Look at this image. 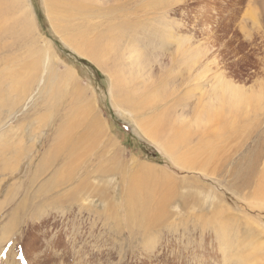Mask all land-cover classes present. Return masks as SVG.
<instances>
[{
	"label": "rangeland",
	"instance_id": "1",
	"mask_svg": "<svg viewBox=\"0 0 264 264\" xmlns=\"http://www.w3.org/2000/svg\"><path fill=\"white\" fill-rule=\"evenodd\" d=\"M148 1L112 0L109 6L113 5L111 8L119 12L116 14L118 20L115 24L129 20L133 25L137 22L138 25L135 26L141 27L140 34L146 37V41H141L145 47L140 48V51L145 53L144 61L151 68L156 84L164 83L170 75L189 74L188 69L178 68L182 55L176 46L179 45L187 51L191 48L194 50L192 55L195 58H192L195 61L192 63L196 68L195 75L198 70L206 69L205 76L199 78V83H195H209L208 86H203L202 91H195L199 95L197 98L203 93L204 96H211L213 100V84L219 79L240 90V107L235 104L240 109L239 119L233 120L235 115L227 110L228 106L224 102L222 109L227 111L225 115L228 120L220 125L211 120L208 125L205 124L203 116L195 131L198 133L203 126L200 133H205L210 128L213 132H208L212 134L211 139L217 141L210 139L212 142H209L210 145L208 143V149L213 146L217 151V147L224 149L220 148L219 153H214L216 150L211 149L213 155L207 151L200 159L211 160L212 166L207 167L209 170L212 168L211 172L216 170V173L212 172L215 177L189 172L179 162H173L158 144L144 134L133 114L116 106L114 97L109 92V76L93 61L73 50L63 39L65 35L54 29L45 1L23 0V8L32 15V26H35L30 35H22L20 26L15 32L20 33L21 30V35H5L1 27L12 25V21L0 22V80H6L4 73L9 74L10 68H14V72H23L22 69L25 68L27 73L24 62L30 58L28 53L31 49L47 51V61L51 65L50 72L45 71V68V73L40 71L41 78L30 86L32 89L22 87L24 90L20 94L26 93L19 98L20 105L16 104L11 110L4 104L0 109V264H21V252L28 264H238L241 259L253 260L258 257V260H262L261 264H264V249L258 252L259 255H253L243 246L253 240L250 236L255 233L256 242L264 246V195L254 192L253 188H242L241 174L232 173L233 167L241 164V153L247 151L252 141H248L242 151L239 146L241 138L227 149L220 144V139L229 136L231 132L241 131V116L251 112L252 107L249 106L245 107V112H241V94L244 99L254 94L253 97L256 98L259 91L263 90L264 0H157L156 3L153 0L151 9L147 6ZM123 6L127 8L125 11ZM151 22L161 23L159 26L162 27H155V34L147 32L151 28ZM165 35H168L169 40ZM168 41L173 42L172 46L164 47ZM152 53L157 57L151 55ZM173 55L179 59L174 56L177 66L173 63ZM186 56L182 57L186 59L185 62L190 63L189 56ZM65 72L73 73L77 84H71L72 80L67 84L68 87L62 84L63 95L56 101L53 95L44 93L42 87L47 85L49 78L51 84L55 83ZM187 77L176 80L175 84L169 83V89L173 92L174 89L176 92L180 90L173 99L184 97L189 88L194 89L195 84H189L193 77ZM189 78L191 81L185 83ZM75 86L83 94L77 95L73 91ZM7 87L8 83H5L2 91ZM14 94L11 96L15 99L17 95ZM27 96L31 99L26 102ZM223 96L227 101L236 100L232 93L224 89L218 97V114L222 111L220 102ZM88 106L94 107V110H88L93 111L92 113L84 110ZM190 115L188 113V118L184 117L189 126L191 122L196 123L191 121ZM98 116L103 120L105 129L102 127L104 131L101 132L99 127L96 131L98 134H91L92 138L95 137L94 146L92 138H86L90 135L87 124ZM69 123L75 125L71 126ZM262 128L264 129V121ZM60 129L63 130L62 135L66 142L55 139L54 132ZM215 134L217 138L212 137ZM109 138L113 140L112 143H109ZM193 140L194 138L188 140L187 148L193 147ZM73 142H82L79 145L80 158L74 151L62 152V149ZM56 147L62 153L58 154L60 150ZM57 154L62 157L54 166L53 157L58 156ZM225 157L233 160L225 172L217 169L219 167L213 168L219 166ZM55 173H60L58 181L53 178ZM137 175L144 180L140 186L146 187L142 191L140 187V191L137 189V198H142L141 201L150 215L153 212L152 215L156 214L158 218L161 214L165 216L160 218L166 222L164 227L152 229L155 227L151 226L147 231L142 228L145 221L142 220L141 210L134 211L135 217L128 210L130 206L133 210L137 208L130 204L129 198L132 193L131 180ZM163 176L169 180L163 179ZM51 180L53 183L58 182V190L54 189ZM63 181L67 183L64 184ZM78 182L84 184L76 194L75 202L57 201V197H60L57 195L66 194L68 190L80 185ZM92 182L95 187L91 185ZM127 185L131 187L129 190ZM155 185L158 188L162 186L163 190H158ZM92 187L98 190L103 188L102 194L89 190ZM144 194L147 198L143 199L146 197ZM151 195L155 202L152 198L149 199ZM147 200L149 201L146 202ZM147 204L151 206L148 207ZM218 210L221 215L217 214ZM211 214L216 217H211ZM248 218L255 227L252 234H249L248 226L244 224ZM215 226H218L220 232H224L223 236L216 233ZM255 261L249 264H255Z\"/></svg>",
	"mask_w": 264,
	"mask_h": 264
},
{
	"label": "bare ground",
	"instance_id": "2",
	"mask_svg": "<svg viewBox=\"0 0 264 264\" xmlns=\"http://www.w3.org/2000/svg\"><path fill=\"white\" fill-rule=\"evenodd\" d=\"M44 1H45L47 14H48L49 19L52 23V26L54 27V29L59 34H62L63 36L65 35L64 36L65 38H63V39L66 40L67 44L73 50L78 52L81 56L93 61L101 69V71L105 72L109 76V78H110V91L109 92L111 93V96L114 97V102H115L116 106H118L119 108H122V110H125L126 112H130L131 115L133 114L132 116H134V118L138 121L139 127L144 132V134L149 139H151L153 142L158 144L160 146V148L167 153V155L171 158V160H173V162H175V161L179 162V164L184 166L186 169H189V172H197V173H201V174L203 173V174H205V176L207 175L209 177H215V174H213V173L216 170L214 172L212 171L213 172L212 173L211 172L212 168L209 170V168L207 167V166H209V167L212 166L213 163L211 164V160L210 159L200 160V159H201V156L205 155V153L207 151H209V153H211V155H213L211 149H215V148L213 146V148H210V150H209L208 149V146L210 145L209 142L211 140L216 142L217 140L211 139L212 134L210 135V133H208L211 131L210 128L208 129L209 131L208 130L206 131L207 133L206 132L204 133V131H202V133H200L201 128L203 126L200 128V131H198V133H196L195 131H197L196 129L198 128L199 123H200L199 120L200 119L202 120L203 116L205 117V120H206L205 124H207L208 122L210 123L211 120H213L216 123V125H220L223 122L225 123L228 120V118L225 115L227 113V111L222 109V107H224V105L222 103H224V102H226V104L228 106L227 110H230L229 112H231L233 115H235L233 120L236 121V119H239L240 118V109L238 107H240V104H239L240 90L237 87H234L233 85H231L229 82H224L221 79H219L217 82H215L213 84V86H215V88H217V91L215 88H213V91H214L213 95H215V98L213 100L210 98L211 96H204L203 93H201L200 97L197 98L199 95L197 96V94H195V91H202L204 89L203 86L205 84H207V86H208V83H209L208 81H205V82L203 81L204 83L202 82L200 84H197L200 82L199 78L200 77L203 78L205 76L204 74H206V69L204 68L202 70H198V72H196V75H195V73H194L195 65L192 63L195 61V59H194L195 55H192L194 53V50H191L192 49L191 48L189 51H187V49L180 48L179 45H176V46H177V48H179L180 53L182 54L180 57L181 59L179 60L175 55H173L172 56V59L174 60L173 63H175L174 65H176L177 59H178L179 60L178 63L180 64L178 66V68H182V69L185 68V70L188 69L189 74L183 75L182 73H180V74H176L174 76L170 75L169 77H167V80L164 83L156 84V82L152 76L151 68H148L146 61H144L145 59L143 57L145 56V53H142V51H140V48L142 49L145 47V46H143V44H142L143 42H141V41H144V40L146 41V37H144L142 34H140V32H141L140 28L141 27L135 26V25H138L137 22H134V25H133V23L129 22V20L123 21L119 24H115L116 23L115 21L118 20V19H116V14L119 12H117L114 8H111L113 5L111 7L109 6L112 3V0H44ZM154 2L156 3L158 1L156 0ZM154 2H153V0L148 1L147 6L149 5L148 6L149 9L152 8V6L154 5ZM113 4H114V1H113ZM126 4L127 3H125V5ZM123 7H125V6H123ZM123 7H122L123 10L127 9L126 7L125 8H123ZM128 9H130V6H128ZM131 10H127V11H131ZM130 13H132V12H130ZM125 14L128 17H131L127 13H125ZM31 17H32V15L27 13V11H25V9L23 8V0H0V22L3 21L4 23H10L12 21V25H9V26L3 25L1 27L2 30L4 31L5 35H9V34L21 35L20 29H19L20 33L15 32L19 28V26L23 31L22 35L23 34L24 35H26V34L30 35V32L33 30V26H35V25L32 26ZM160 24L161 23L155 24L154 22H151L150 23L151 28H149L147 30V32L149 34L150 33L155 34L154 32H156L155 31L156 28L162 27V26H159ZM161 29L163 30V28H161ZM165 32H167V31H165ZM17 35H15V36H17ZM17 37H19V36H17ZM165 37L167 38V40H169L168 35H165ZM19 38H21V37H19ZM172 44H173V42H170V41L165 42L164 45H167V46H164V47H168V46L170 47V46H172ZM141 45H142V47H141ZM3 47L5 48V46H3ZM12 47H13V45H12ZM182 50H184V51H182ZM160 52H162V51H160ZM177 52H178V50L176 51V53ZM184 53H186V54H184ZM28 54H29L30 58L28 57L29 58L28 61L24 62V64L26 65V72L27 73H25V71H24L25 68L22 69L23 72H14L15 69L10 68L11 71L9 74L4 73V75H6L5 76L6 80L5 79L0 80V107H1L0 109H2V105H4V104L11 110H12V108L15 107L16 104L20 105L19 104V98H21L22 95L26 93L24 91L25 93L20 94L24 90V89L22 90V87L23 88H28V87L31 88L30 86L32 84H36L37 79L41 78L40 71L43 73H45V71L50 72L49 70H50L51 62L47 61L48 60V58L46 56L47 51L45 52V51L40 50V49H38V50L31 49V51H29ZM153 54L154 53H152L151 55H153ZM186 55L189 56L188 58H190V60H188V61L190 63L185 62L186 59H184L182 57V56H186ZM149 56H150V54H149ZM192 56L194 58H192ZM47 62H49V63L46 64ZM189 64H191V66ZM27 67H28V69H27ZM44 68H45V71H44ZM63 75H65V76H63ZM190 75L193 77V80L191 81V78H189V80L187 79L185 81V83H189L191 81L189 84H191V83L195 84L194 89L189 88V90L187 91V93L185 94L184 97H178V98L173 99L172 97H174V95L177 94L178 91L180 92V90H178L176 92V90L174 89V92H173V90L169 89V87H171L169 83L171 82L172 84H175V83H177L178 79L180 80L183 78H188L187 76H190ZM1 76L2 75H0V77ZM26 76H30V78H27ZM54 78L56 79L57 76ZM60 78H63V79H60ZM60 78H59V80L57 79V81L55 83H52V84L50 83V78H49L47 85H44V87H42L43 85L41 86L43 88V92L47 93L49 95L50 94L53 95V97L55 98L56 101L59 100L58 97H60V95H63V92L61 90L62 84L67 85L68 83L71 82V80L73 81V82H71V84L72 83L77 84L76 81L74 80L75 76L73 73L71 74L69 72L68 73L65 72L62 74V76ZM46 80H47V78H46ZM51 80H52V78H51ZM195 82H197V83H195ZM5 83L6 84L8 83V87L6 88L7 90L5 89L4 91H2V89H3L2 86ZM43 84H44V82H43ZM73 86H74V84H73ZM220 86H221V88H220ZM262 86H263V90L259 91V95L256 96V98L253 97V96H255V94H254L253 96L247 95L249 97L244 99L243 94H241V112H245L247 110V109H245V107H247V106L252 107L251 112L250 113L246 112V113H244V115L241 116V131H239V130L234 131V132H231V134L229 136H226L225 138L222 137L223 139H220V142H221L220 144L225 145L226 146L225 148L227 149V147H231L232 144L237 143V141L241 138V145H239V146H241V151H242V148L244 147V145L248 141H250V140L252 141V143L250 144L247 151L241 153V164L237 165L236 167H233L234 169H233L232 173H234V175L241 174L242 188H246V189L247 188H249V189L253 188L255 190L254 192H261L264 195V188H263L264 187V129L262 128V123L264 121V110H262V109H264V108H262L263 104H264V84H262ZM67 87H68V85H67ZM34 88L35 87H33V89ZM224 89L229 91L230 93H232L236 100L231 99V100L227 101L226 97H224V96L221 97L220 109L222 111H220L218 114V112H217V108H218V104H219L218 97H219V93L223 92ZM48 90L50 93L48 92ZM28 91H29V89H28ZM68 91H69V89H68ZM73 91L76 92L77 95L81 94V93L83 94V91L80 92V89L76 88V86L73 89ZM215 91H216V94H215ZM41 92H42V90H41ZM169 92L173 93V94L170 95ZM14 93H16V94H14ZM70 93H71V91H70ZM12 94L17 95L15 99L11 96ZM29 98H30V96L29 97L27 96L25 98V101L27 102ZM194 100H196V101H194ZM51 101L53 102V100H51ZM251 103H253V105ZM235 104L236 105L238 104V107ZM56 105H54V106H56ZM229 105H231V106H229ZM214 109H216V111H214ZM84 110L85 111L94 110V107L88 106V108L86 107V109H84ZM92 112L93 111H88V113H92ZM188 113L191 114L190 115L192 117L191 121H193V122L196 121L195 124L190 121L191 122L190 126H189V123L186 119V118H188L187 117ZM77 114H79V113H77ZM184 117H186V118H184ZM102 121L100 119V116L91 119L89 124H87V130L90 131V135L88 134V137L86 136V138H89V136H90V138H92L93 135H91V134H98V132L96 133V131L98 130L99 127H100L99 130L101 132H102V130L104 131L105 124L103 125L104 122H102ZM202 123H204V122L202 121ZM209 123H208V125H209ZM69 124H68V126H69ZM25 125H26V123H25ZM70 125L74 126L75 124L73 125V123H72ZM226 125H229V124L226 123ZM102 127L104 129H101ZM222 127L223 126H221V128ZM216 128H219V126H216ZM64 130H65V128H64ZM202 130H205V129H202ZM34 131H33V133H34ZM68 131H70V129H68ZM75 131H76V128L74 129V132ZM55 133H56V135H55L56 140H62L64 142H66V139L62 135L63 134L62 129H60L59 131L58 130L55 131L54 134ZM141 134H142V132H141ZM220 136H221V134H220ZM212 137H216V134ZM93 138H95V137H93ZM93 138H92V144L94 143ZM99 138H98V140H99ZM192 138H194V140L191 141V142H193V144H192L193 147L187 148L186 145L188 144V140L192 139ZM195 139H196V141H195ZM100 140H102V138H100ZM109 140H110L109 143H112L113 140L110 138H109ZM224 140H225V143H224ZM94 141H95V139H94ZM88 142H91V141H88ZM88 142H86V143L88 144ZM95 143H94V146H96ZM208 143H209V145H208ZM81 144H82V142L81 143L73 142L71 144H68L67 146H69V147L62 149V152L67 153L68 151H70L72 153L74 151L75 153H77L76 156L79 157V154H80V150H79L80 146L79 145H81ZM181 145H182V147H181ZM188 146H190V145H188ZM217 148H219L218 151H221L220 148L223 149V147H217ZM226 149H225V152H226ZM237 149H238V147H237ZM57 150H60V149L57 148ZM215 150L216 151H213L214 153L215 152L219 153L217 151V149H215ZM223 150H222V154L224 153ZM83 151H85V150L83 149ZM62 152L60 150V152L58 154H60ZM81 152H82V150H81ZM87 155H85V156H87ZM215 155L217 157H219L217 154H215ZM219 155H221V154H219ZM60 157H62V156L58 155V156L53 157V165L54 166L58 164V160L60 159ZM65 157H67V154ZM217 157H215V158H217ZM170 158H169V160H170ZM212 159H214V158H212ZM219 159H222V157ZM232 161H230L229 158L223 159V162L219 163L220 164L219 166H215L213 168L219 167L217 169H219L221 172H225L227 170V167H229L230 162H232ZM43 165H44V163H43ZM69 167H71V166H69ZM141 167H139V168L141 169ZM85 168H86V166H85ZM143 168H144V166H143ZM71 169H72V167H71ZM71 171H74V170H71ZM66 172H68V169ZM146 172H149V171H146ZM150 172H153V171L151 170ZM57 173L54 174L55 177H53V178L54 179L56 178L58 181V178H59L58 176L60 175V173L59 174H57ZM149 173H147V174H149ZM67 175H69V174H67ZM69 177H72V176L70 175ZM60 178H61V176H60ZM65 178L66 177H64V179ZM165 178L166 177H164L163 179H165ZM166 179H168V178H166ZM168 180H166V181H168ZM57 181L55 183H53V181H52L54 189L55 188L57 189V186H58ZM131 181L132 182L130 183V185H132L131 186L132 191H131V189H130V191L132 193L130 194V197H129L130 198V204L133 206H137V208L134 210L130 209L131 206L129 207L128 210H131V212H132L131 215L134 213V217H135L136 214L134 211L141 210L142 220H143V222L145 221L144 222L145 224L142 226V228L147 230V231L150 230L151 226L155 227L152 229H157V228L162 227V226L164 227L166 222H165V220L164 221L160 220V218H162V216L163 217H165V216L163 214H161L162 216H159V218H158L156 214L152 215L153 212H151V215H152L151 216L149 214V212H147V209L145 208V206L142 202L143 201L142 198L139 199V197L137 198V196H136V195H139L138 194L139 192L137 191V189L140 191L139 187L141 188V191L144 188L146 189V187L143 186L144 187L143 188L142 186H140V185H142L141 182L144 180L143 179L141 180L140 178H138V175H137V176L133 177V180H131ZM60 183H61V181H59V184ZM63 183H64V181H63ZM65 183H67V182L65 181ZM68 183H70V182H68ZM93 183L94 182H92V184H91L92 186L94 185ZM192 183H194V182H192ZM62 184L60 185V188L62 187ZM79 184L80 185H78L77 187H74L73 189L68 190L66 192L67 195L62 194V193H61L62 194L61 195L59 193L60 195H57V196H60V197H57V201L63 202L61 200H64V202L65 201H68V202L72 201V203H73V201L75 202L74 199H76V194L78 193V191L81 190V187L84 183L82 182ZM157 185H155V187ZM127 186H128V190H129V188H131V187L129 185H127ZM94 187H95V185H94ZM158 187L159 186H157L158 190L159 189L163 190L162 186H160V188H158ZM54 189L51 188V190H54ZM101 189H103V188H101ZM101 189L98 190V189H94L93 187L89 188V190H92V192L97 191L100 194H102ZM164 190H165V188H164ZM140 194H142V193H140ZM155 194H156V192H155ZM64 195H66V196H64ZM81 195H82V193H81ZM144 195H146V194H144ZM144 198H147V195H146V197L144 196L143 199ZM151 198L153 199L152 195L149 197V199H151ZM165 198H167V197H165ZM153 200L155 202V199H153ZM148 201L149 200H147L146 202H148ZM147 205H148V207H149V205L151 206V204H147ZM164 206H165V204H164ZM161 207H163V206H161ZM133 208H135V207H133ZM158 209H159V206H158ZM216 209H217V206H216ZM219 210L217 211V214L221 215L220 213H218ZM214 214H211V215H213L211 217H214ZM141 215H140V217H141ZM219 215H217V216L219 217ZM155 216H156V218L154 219ZM221 217H223V216H221ZM250 220H249V218H248V220L246 219L244 224L249 227V228L247 227L249 234H252L255 231V227L253 226V223ZM223 222L224 221H222V223ZM218 224H219V221H218ZM208 226H209V224H208ZM222 227L220 228L221 230L224 228V227L223 228ZM237 228H238V225H237ZM214 229H215L217 234L219 233L223 236L224 232H220L218 230V226H215ZM8 230H9V228H8ZM241 231H242V229H241ZM246 232H247V230H246ZM230 233H231V231H230ZM250 237H252L253 240L250 241V243H248V244H243V246H246L247 247L246 250H248V251L250 250L251 254L259 255L258 252L263 250L264 246H263V244L256 242V239H257L256 233H255V235H251ZM259 238L260 237H258V240H259ZM201 241H200V243H201ZM241 250H244V249L242 248ZM259 258L260 257L255 258L253 260L252 259L251 260L241 259V262H239L238 264H249L255 260H256L255 264H261L262 260H258ZM230 261L231 260H229V262Z\"/></svg>",
	"mask_w": 264,
	"mask_h": 264
},
{
	"label": "snow or ice",
	"instance_id": "3",
	"mask_svg": "<svg viewBox=\"0 0 264 264\" xmlns=\"http://www.w3.org/2000/svg\"><path fill=\"white\" fill-rule=\"evenodd\" d=\"M19 261L21 262V264H28V261L25 259V255L23 252H21L19 255Z\"/></svg>",
	"mask_w": 264,
	"mask_h": 264
}]
</instances>
